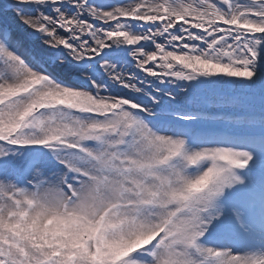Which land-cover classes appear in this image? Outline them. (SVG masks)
Listing matches in <instances>:
<instances>
[{
    "label": "snow or ice",
    "instance_id": "snow-or-ice-1",
    "mask_svg": "<svg viewBox=\"0 0 264 264\" xmlns=\"http://www.w3.org/2000/svg\"><path fill=\"white\" fill-rule=\"evenodd\" d=\"M0 264H264V0H0Z\"/></svg>",
    "mask_w": 264,
    "mask_h": 264
}]
</instances>
